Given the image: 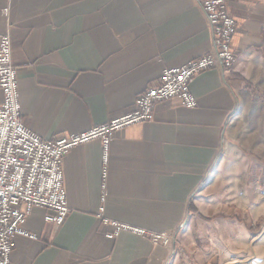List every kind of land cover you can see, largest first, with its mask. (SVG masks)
Returning <instances> with one entry per match:
<instances>
[{
    "label": "crops",
    "instance_id": "crops-1",
    "mask_svg": "<svg viewBox=\"0 0 264 264\" xmlns=\"http://www.w3.org/2000/svg\"><path fill=\"white\" fill-rule=\"evenodd\" d=\"M203 1L0 0L25 125L53 139L130 112L164 68L213 50ZM226 4L237 23L233 68L191 81L196 108L174 97L155 106L152 121L116 132L104 202L102 142L71 149L63 160L69 215L55 225L35 207L25 228L37 238L16 236L13 264H232L248 247L260 218L250 189L264 185L248 133L264 111V0ZM104 219L165 231L173 242L126 231L109 238Z\"/></svg>",
    "mask_w": 264,
    "mask_h": 264
},
{
    "label": "built area",
    "instance_id": "built-area-1",
    "mask_svg": "<svg viewBox=\"0 0 264 264\" xmlns=\"http://www.w3.org/2000/svg\"><path fill=\"white\" fill-rule=\"evenodd\" d=\"M202 6L213 32V50L180 67L164 68L159 84L139 95L130 112L86 131L53 139H43L23 122L12 36L10 33L0 36V88L3 92L0 103V264H13L11 253L16 246V236L37 238L25 228L35 207L46 209L45 220L55 225H62L69 215L63 160L71 149L96 139L102 142L104 202L109 148L116 132L152 121L155 106L174 97H180L187 108H196L198 103L191 81L210 69L233 68L237 51L232 40L237 23L227 9L226 0H204ZM101 211H104L103 206ZM104 221L113 228L107 233L109 238L126 231L166 247L173 242L172 234L165 231H151L109 219Z\"/></svg>",
    "mask_w": 264,
    "mask_h": 264
},
{
    "label": "rangeland",
    "instance_id": "rangeland-1",
    "mask_svg": "<svg viewBox=\"0 0 264 264\" xmlns=\"http://www.w3.org/2000/svg\"><path fill=\"white\" fill-rule=\"evenodd\" d=\"M258 118L254 121L251 120L248 127V133L250 137V149L256 151L260 159L259 163L264 162V111L259 110ZM256 112V113H257ZM255 149V150H254ZM261 165V164H260ZM264 166V164H263ZM260 179H263L264 173H259ZM258 174H255V177ZM250 212L253 216H259L258 220H255L257 227L260 229L257 231H250L248 239V247L241 252H235L233 254L232 264H264V185H260V189H250Z\"/></svg>",
    "mask_w": 264,
    "mask_h": 264
},
{
    "label": "trees",
    "instance_id": "trees-1",
    "mask_svg": "<svg viewBox=\"0 0 264 264\" xmlns=\"http://www.w3.org/2000/svg\"><path fill=\"white\" fill-rule=\"evenodd\" d=\"M251 229H252V230H255V231H256V230L258 231L259 228H258L257 226L252 225V226H251Z\"/></svg>",
    "mask_w": 264,
    "mask_h": 264
}]
</instances>
